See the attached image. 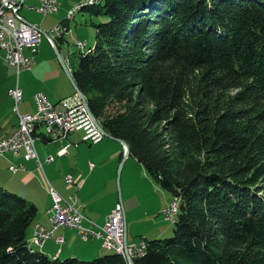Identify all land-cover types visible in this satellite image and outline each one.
<instances>
[{
    "label": "trees",
    "instance_id": "trees-1",
    "mask_svg": "<svg viewBox=\"0 0 264 264\" xmlns=\"http://www.w3.org/2000/svg\"><path fill=\"white\" fill-rule=\"evenodd\" d=\"M95 6L109 20L70 65L74 79L104 129L177 205L173 236L145 237L134 261L264 264V0L81 7ZM36 214L0 184V264H128L113 249L89 261L33 252Z\"/></svg>",
    "mask_w": 264,
    "mask_h": 264
},
{
    "label": "rangeland",
    "instance_id": "rangeland-1",
    "mask_svg": "<svg viewBox=\"0 0 264 264\" xmlns=\"http://www.w3.org/2000/svg\"><path fill=\"white\" fill-rule=\"evenodd\" d=\"M63 5L54 14H49L48 16H43V14L34 13V17L37 21H40L44 25L46 30H50L52 27L58 25L62 20H66L65 24L69 27L67 34L63 36V42L60 43L62 51L66 53L64 58L66 64L70 68V65L75 67L78 54L80 51H86L88 48L93 47L95 44L96 36V24L108 21L109 18L105 15H97L94 13L95 7H85L84 9L78 10L75 14V18H69L68 10L72 9L77 4L80 6L83 0H61ZM27 3H33L32 0H27ZM100 4V3H99ZM77 5V6H78ZM95 5V4H93ZM27 6H24L22 12L26 13ZM94 9V10H92ZM50 36L54 37L53 32L48 33ZM80 40L86 42L85 47L82 49L80 47H75V43ZM65 43H68L65 46ZM81 49V50H80ZM39 51L36 54L37 67L33 65L32 71H22L20 75V85L24 90V100L20 104L21 111L29 112L34 110V94L37 91L44 90L51 94L53 97H62L58 103H65L71 105L75 101H80L78 95L75 94V88L68 78L64 68L62 67L60 60L54 50L53 45L49 42L48 37L42 34L39 43ZM25 53L28 54L29 50L25 49ZM62 54V53H61ZM36 73V74H35ZM17 79V71L14 67L9 65L5 59L4 51L0 47V106L6 111L10 118H14L11 114V99L8 97L7 90L12 86ZM71 95L67 96L69 93ZM81 102V101H80ZM43 131V128H40ZM81 132V131H79ZM82 133V132H81ZM2 135V133H0ZM104 143L117 144L113 139L105 137L101 140ZM100 141V142H101ZM91 142V141H90ZM85 142L79 147L73 145L72 151L77 152L79 150L80 166L85 172L90 170V167L84 164L89 157L87 155V150L92 148L93 160L96 164L100 165L99 158L106 157L108 153V147L106 151H99L95 147L97 143ZM52 143V142H51ZM99 143V142H98ZM37 144V143H36ZM54 144V143H52ZM116 146H119L118 144ZM53 145H50L52 148ZM110 149V148H109ZM56 157V156H55ZM75 156H70L71 162ZM108 157L105 158V160ZM124 165L120 166L119 163L115 167V163L112 162L109 165H101L97 167L96 171H99L98 176H93L87 183V193L95 197L98 193L101 196L100 204H93L97 211L102 212L104 206L109 207L110 202L113 197V189L116 188V200L122 199L123 207L126 210V218L128 225V241H140L143 238L148 240L160 238L166 239L170 238L174 234L173 223L174 213L177 210V206H174L173 217H171L169 209L172 208L171 195L165 191L159 183L151 176L148 170L137 160L129 157ZM60 159H56L58 163ZM91 166V162L89 164ZM114 167V168H113ZM60 177H64L60 168ZM111 179V180H110ZM110 180V181H109ZM62 185L66 186L64 178L62 180ZM55 184V182H53ZM12 191V190H11ZM97 195V196H98ZM115 195V193H114ZM116 207V206H115ZM114 207V209H115ZM94 209V208H93ZM112 213V211H111ZM110 213V214H111ZM110 214L106 217L109 218ZM37 217H35L36 223ZM33 224L29 227L28 236L30 239L31 228ZM76 243H84L81 239H77ZM103 243V241H102ZM29 246V245H28ZM33 252L38 250L31 248ZM61 249H64L61 259H66L69 257H77L82 260H93L97 257L105 255L106 253H112L113 250H105L100 256H91L90 251L86 248H79L80 252H70L67 245H62ZM89 254H87V253ZM72 253H75L74 255ZM123 258L128 262L127 256L120 253ZM129 256V255H128ZM133 259V258H132Z\"/></svg>",
    "mask_w": 264,
    "mask_h": 264
},
{
    "label": "built area",
    "instance_id": "built-area-1",
    "mask_svg": "<svg viewBox=\"0 0 264 264\" xmlns=\"http://www.w3.org/2000/svg\"><path fill=\"white\" fill-rule=\"evenodd\" d=\"M24 1L0 0V47L4 51L6 61L17 71L15 84L8 90V93L14 101L13 111L18 119L14 133L0 138V156L8 152L18 153L20 150H24L26 159H34L40 167H43L36 145L37 140L43 135L50 140H61L69 137L74 131L83 130L85 139L94 143L102 140L104 135L82 102L65 105V109L60 110L44 92H37L34 95L36 111L34 113H21L20 104L23 101L24 93L19 77L22 71L30 69L35 63L34 56L38 52L42 36L40 28L29 24L21 16L20 10ZM59 5V0H39L37 11L43 15L51 14L59 9ZM75 7L68 10L69 15L74 14ZM67 30V27L60 25L54 29V32L56 35H60ZM48 39L51 44L54 43L52 38L49 37ZM77 43H81L82 46L84 42L78 40ZM25 49L29 50L28 54L25 53ZM40 128H43V131ZM65 153H67V148H63L59 152L60 155ZM53 159V156H49L47 162H51ZM11 169L14 172L18 168L12 166ZM73 181L71 176L67 177L68 183ZM49 193L52 198V205L48 211L50 227L46 228L40 223L35 225L32 248H42L54 236L55 231L65 227L76 229L84 240L89 237L100 238L106 249L118 250L124 256L129 255L133 259L142 257L146 253L148 242L145 238L132 242L125 240L126 222L122 203L116 205L104 225L95 227L93 224L84 225L85 217L79 207L64 199L53 186L49 187ZM75 199L77 201L79 196L76 195ZM171 206L172 208L169 209L170 218L173 217L174 201ZM56 241L61 245L65 239L60 235Z\"/></svg>",
    "mask_w": 264,
    "mask_h": 264
},
{
    "label": "crops",
    "instance_id": "crops-1",
    "mask_svg": "<svg viewBox=\"0 0 264 264\" xmlns=\"http://www.w3.org/2000/svg\"><path fill=\"white\" fill-rule=\"evenodd\" d=\"M32 1L33 3H30V4L27 3V0L24 1L23 6L21 7V10H20L21 16L25 19L26 22L28 21L31 24L36 25L38 28L47 32V34L51 32V30L53 32V29L55 26L52 27L50 30H46L44 25L41 24L40 21H37L35 19L36 17H34V13L36 12L40 14L37 11V7L39 6V0H32ZM59 1L61 5H63V2L61 0ZM24 6H27L26 13L22 12V9L24 8ZM48 15L49 14L43 15V16H48ZM65 21L66 20L61 21L63 23L62 26L67 27L69 29V27L65 24ZM65 34H67V31L62 33V35H65ZM53 35H54V32H53ZM48 36L54 39L57 46H58L57 42L59 43V45L61 42H63V39L62 40L57 39L56 41L55 35L54 37H52L48 34ZM67 45L68 43H65V46ZM58 47H60L59 49L62 53V56L65 58L67 56L66 53L62 51L61 46H58ZM34 65H36L37 67V59ZM32 68L33 66L28 70L32 71ZM19 80H20V77H19ZM12 86H10V88ZM37 92H44L49 98V100L53 104L57 105L60 110L65 109L64 108L65 105H70L67 102L58 103L62 99L61 96L58 98L53 97L51 94H49L47 91H44V90H40ZM37 92H35V94ZM23 93H24V90H23ZM74 93L77 94L76 90ZM7 94H8V97H10L11 99V114L14 115V118H10L8 114L6 113V111L2 109L0 106V133H2V135H0V138L12 135L14 131L16 130L17 124H18L17 115L13 111L14 101L8 92ZM71 94L72 93L70 92L67 96ZM23 100H24V97H23ZM79 102L80 101H75L71 104H77ZM34 104H35V99H34ZM20 110H21V106H20ZM35 111H36V104L34 106L33 111H29V112L21 111V113H34ZM79 131H81L82 133ZM104 138L105 136L102 139ZM100 141L99 143L97 142V146L95 148L99 151H106L108 147V153L106 155V157L108 158L105 160L106 157H101L99 158L100 165L96 164L92 157L93 155L92 148L90 150H87V155L89 157L87 158V161H84V164L90 167V170L88 172H85L84 169L80 166L81 161L79 158V155H80L79 150L77 152L75 150L74 152L72 151L73 145H75V147L77 148L82 143L90 142V140L85 139V132L83 130L74 131L70 134L69 137L65 139L63 138L61 140H50L45 135H43V137L38 139L36 142L37 143L36 145H37V150H38L40 159L43 163V167H40L37 161L34 159H26L24 156V150H20L18 153L8 152L4 154L3 156H0V184L4 186L5 188H7L8 190L10 191L12 190L13 192H16L22 195L29 201L33 202L37 207V214L35 216L37 217V220L35 224H33L35 222V219L32 223L33 227L31 228L30 235H33V230L37 223L44 225L46 228L50 227V220H49L50 214L48 212L52 205V198L49 193L50 186H53L64 197V199H66L67 201L71 203H75V205L79 207L80 211L85 217L84 222H83L84 225L93 224L95 227L104 225L108 219L106 217L111 213V211L114 210V207L118 203L123 204L122 199L119 201L116 200V188H114L113 191L115 195L113 193L114 198L110 202L109 207H106L105 205H103L104 208L102 212L97 211L96 213L94 205L96 203L97 204L102 203L101 202L102 198L101 196L98 195V193H97L98 196L96 195L95 197L88 195L87 193L88 181L92 179L93 176L99 175V171H96L97 167H101V165L105 166V164L107 166L112 162L115 163V167H116L119 163H121L123 156H124V146L121 142L115 140L119 146H116L117 144H112L110 146V144H108L107 142L104 143ZM51 142L54 144H52ZM90 143H94V142L91 141ZM50 145H53V147L50 148ZM63 148H67V153L60 155L59 152ZM49 156L54 157V159L51 162H47V158ZM70 156H75V158L71 160V162H67L68 160H70ZM57 158L60 159L58 163H56ZM129 159L130 158L128 157L127 162ZM90 162H91V166L89 165ZM12 166H16L18 168L17 171L13 172L11 169ZM58 168H60L62 174L64 175L62 179L60 177L61 173L57 171ZM69 176H71L74 179L72 183L67 182V177ZM63 178H64V182L66 183V186L62 185ZM53 182H55V184H53ZM76 195L79 196V199L77 201H75ZM125 217H126V210H125ZM126 222H127V218H126ZM127 233H128V225H127ZM57 235L65 236L66 242L64 243V245H67L70 252H74V250L75 252H80V250H78L79 248H86L90 251L91 256H100L102 252L104 251V249L106 250V248L101 243L102 242L101 239L91 238L89 240H82L77 234L76 230L71 229V228H65V227L60 228L57 231H55L54 237L48 240L42 248H39V249L37 248V249L39 251H42L44 254H46L47 256L51 258L55 259L58 256L61 258V255L63 254L64 249H61L62 245H59L57 241L55 240V237ZM29 239H30V236H29ZM77 239H81L82 241H84V243H76ZM58 250H60L59 253H58ZM72 254L74 255L75 253H72Z\"/></svg>",
    "mask_w": 264,
    "mask_h": 264
},
{
    "label": "water",
    "instance_id": "water-1",
    "mask_svg": "<svg viewBox=\"0 0 264 264\" xmlns=\"http://www.w3.org/2000/svg\"><path fill=\"white\" fill-rule=\"evenodd\" d=\"M28 22V21H27ZM29 24H31L30 22H28ZM42 34H45L48 38V34L47 32H45L44 30L40 29ZM53 47H54V50L60 60V63L62 65V67L64 68L68 78L70 79L71 83L73 84L75 90H76V93L80 99V101L82 102V104H84V106L86 107L87 111L89 112L91 118L93 119V121L96 123L98 129L103 133V135L107 138H111L113 140H116V141H119L123 144L124 146V156H123V159L121 161V168L122 166L124 165L125 161L128 159V157L130 156V149H129V146L127 144L126 141L124 140H121L119 138H116L114 136H112L110 133H108L104 127L102 126V124L99 122V120L97 119V117L92 113L90 107H89V103H88V100H87V97L86 95L82 92V90L78 87L75 79H74V76H73V73L71 72L70 68L68 67V65L66 64L65 60H64V57L62 56L61 54V51L59 49V47L56 45V43L54 42L53 44ZM125 222H126V217H125ZM127 223V222H126ZM125 240L127 241L128 240V233H127V224H126V235H125ZM127 260H128V264H136V262L134 261V259H132V257L130 256H127Z\"/></svg>",
    "mask_w": 264,
    "mask_h": 264
},
{
    "label": "bare ground",
    "instance_id": "bare-ground-1",
    "mask_svg": "<svg viewBox=\"0 0 264 264\" xmlns=\"http://www.w3.org/2000/svg\"><path fill=\"white\" fill-rule=\"evenodd\" d=\"M101 1H103V0H85V1H83V3H84V4H98V3H100ZM83 3H81L80 6L78 5V6L75 7L74 14H70V15H69V18H74V17H75V15H76L75 13H76L78 10H81V6H82ZM85 43H86V42H85ZM85 43H83L82 46H81V43H77V42H76V43H75V47H80V48L82 49L83 47H85V46H84ZM81 49H80V50H81ZM83 49H84V48H83ZM65 60H66V59H65ZM90 117H91V116H90ZM174 206H177V205H176V202H174ZM176 211H177V210H176ZM175 213H176V212H175ZM175 213H174V215H175ZM101 243H102V242H101ZM30 245L32 246V241H31ZM34 248H36V247H34ZM39 248H40V247H38V249H39ZM115 251H116L117 253H121V252L118 251V250H115Z\"/></svg>",
    "mask_w": 264,
    "mask_h": 264
}]
</instances>
